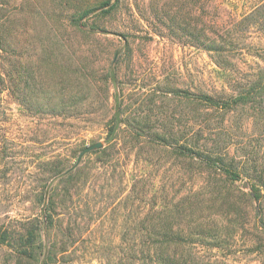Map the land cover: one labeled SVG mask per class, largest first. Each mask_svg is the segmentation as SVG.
I'll return each mask as SVG.
<instances>
[{"label": "rangeland", "instance_id": "rangeland-1", "mask_svg": "<svg viewBox=\"0 0 264 264\" xmlns=\"http://www.w3.org/2000/svg\"><path fill=\"white\" fill-rule=\"evenodd\" d=\"M248 1L220 0L224 36ZM205 10L196 0H0V38L20 48V99L0 84V228L13 234L0 264H116L122 246L144 243L132 231L156 210L183 231L186 259L264 264V197L179 150L208 145L264 185V100L220 109L201 99L245 87L264 66L263 35L251 28L238 50L224 46L220 68L194 36L217 26Z\"/></svg>", "mask_w": 264, "mask_h": 264}, {"label": "trees", "instance_id": "trees-1", "mask_svg": "<svg viewBox=\"0 0 264 264\" xmlns=\"http://www.w3.org/2000/svg\"><path fill=\"white\" fill-rule=\"evenodd\" d=\"M116 1L119 2V0ZM196 1L201 4L202 19H204L207 14L205 7L208 6L209 9L213 6L214 11L211 18L217 24L220 14V0ZM247 4H250V9L245 12L241 20L233 21L231 30L226 31L227 34L225 36L222 32L223 27L219 29V24H217L216 27L211 26L212 34L209 33L210 31L206 30V25H202V27L200 29L198 28L196 30L197 32L194 34L195 38L197 37V40L200 41L201 48H204L209 53L216 54V59L215 57L214 59L220 68H226L219 60L221 56H223L224 46L230 48V51L235 49L238 50V46L244 44L249 33L248 30L251 28L257 29L263 35L262 38H264V0H250ZM202 21L204 22V20ZM17 44L18 41L16 38H0V84L4 87V82L9 81L10 83L7 85V88H9L8 90H11L12 94H15L19 100L20 48H18ZM248 78L249 79L246 81L247 84L243 89L239 88L240 90L232 92V94L227 95L226 98L221 96L217 99L212 96H203L201 99H204V101L220 109H230L238 104L242 107L248 106L249 104L254 106L255 101L264 100V66L259 64L257 68L254 69V73ZM108 91L109 87L107 86L106 92ZM1 93L2 89L0 90V94ZM257 104L259 105L258 101ZM121 123L120 112H118L114 114L112 124L118 126ZM114 134L113 130L108 134L110 136V142L113 140L112 137ZM101 150L96 152H100ZM179 150L184 156L193 160L195 159L209 168L223 171L232 182H238L243 176H245L250 180V183L252 182V184H249L252 190V197L257 203H260L259 205H262L264 197L262 189L264 185H261L263 184L262 174L260 177H255L251 173L245 171L243 167H237L232 160L228 162V156H223L211 151V149L208 148V145L202 146L201 148L196 149V151L187 147H180ZM234 166H236V168L235 170H232L231 167ZM73 175H75V171L73 172V170H67L63 174V176L67 177H73ZM50 201H53V199ZM43 211L45 218L49 215L51 219H53V215L51 216L49 212L51 211L49 202ZM161 213L162 211H153L152 214L154 217L159 215L157 221H151V224L148 227L146 226L141 229L135 228L132 231V235H134L136 239H138V237L141 236L140 233H142L146 240L143 244L133 243L125 244L124 247L122 246L121 252L126 255V258H122L116 264H198L197 259L192 254H190L189 259L185 258V254L187 253L186 249L190 244L187 243V245L183 242V240H185L182 235L183 231L181 229L174 230V225H166L161 218ZM2 231L3 230L0 228V243H5L11 239L13 234L7 229H5L4 232ZM35 238L32 229H27L24 235L20 237L22 241L25 240V242L29 244V248L33 247L36 240ZM108 264H110V262Z\"/></svg>", "mask_w": 264, "mask_h": 264}, {"label": "water", "instance_id": "water-1", "mask_svg": "<svg viewBox=\"0 0 264 264\" xmlns=\"http://www.w3.org/2000/svg\"><path fill=\"white\" fill-rule=\"evenodd\" d=\"M103 146H104V144L101 143V142H99V143H96V144H94V145H92V146H89V147L85 148V149L81 152V154L79 155L78 160H77V163H76L75 166H78V165L80 164L82 158H83L87 153H90V152H92V151H94V150L102 149Z\"/></svg>", "mask_w": 264, "mask_h": 264}]
</instances>
